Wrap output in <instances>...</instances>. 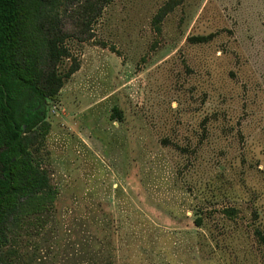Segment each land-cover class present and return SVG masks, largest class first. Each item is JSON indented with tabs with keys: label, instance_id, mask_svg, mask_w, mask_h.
Masks as SVG:
<instances>
[{
	"label": "rangeland",
	"instance_id": "obj_1",
	"mask_svg": "<svg viewBox=\"0 0 264 264\" xmlns=\"http://www.w3.org/2000/svg\"><path fill=\"white\" fill-rule=\"evenodd\" d=\"M79 1L37 153L59 195L15 264H264V0H184L161 34L168 0Z\"/></svg>",
	"mask_w": 264,
	"mask_h": 264
},
{
	"label": "trees",
	"instance_id": "obj_2",
	"mask_svg": "<svg viewBox=\"0 0 264 264\" xmlns=\"http://www.w3.org/2000/svg\"><path fill=\"white\" fill-rule=\"evenodd\" d=\"M74 1L0 0V264H15L23 256L17 248L22 235L28 229H43L58 199L37 153L50 131L46 101L55 99L80 69L75 64L66 73L59 71L62 61L72 58L59 13ZM183 1L168 0L158 10L152 22L156 33L161 34L165 19ZM85 2L79 1L87 24L100 15L96 12L107 1L101 5ZM209 40L204 36L190 39L194 44ZM122 118V112L114 108L111 121ZM222 214L234 219L238 210L226 208ZM208 218L197 215L194 224L204 227ZM108 229H112L110 223ZM255 237L264 245V229L257 227ZM111 258H116L115 252Z\"/></svg>",
	"mask_w": 264,
	"mask_h": 264
}]
</instances>
